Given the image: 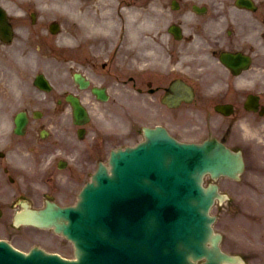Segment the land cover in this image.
<instances>
[{"label": "water", "instance_id": "water-1", "mask_svg": "<svg viewBox=\"0 0 264 264\" xmlns=\"http://www.w3.org/2000/svg\"><path fill=\"white\" fill-rule=\"evenodd\" d=\"M139 169L158 175L157 165L150 159L130 161L129 172ZM155 184L157 188L142 183L117 187L120 203L124 201L122 209L115 205L108 191L101 189L90 194L91 204L83 209L74 224L59 225L78 241V261L39 251L25 256L0 242V264H193L190 257L198 258L203 254L209 259L206 264L229 260L218 253L216 244L210 251L205 246L211 232L207 209L201 204L198 208L193 197L189 198L183 191L166 188L164 179L159 176ZM139 197L146 198L145 218L149 229L144 234L135 225L141 219ZM80 209H69L62 215L69 218L72 211ZM199 210L207 221L206 237L202 241L197 230ZM35 220L50 222L41 217H35Z\"/></svg>", "mask_w": 264, "mask_h": 264}, {"label": "flooded vegetation", "instance_id": "flooded-vegetation-1", "mask_svg": "<svg viewBox=\"0 0 264 264\" xmlns=\"http://www.w3.org/2000/svg\"><path fill=\"white\" fill-rule=\"evenodd\" d=\"M73 1L76 3L75 5H77V11L74 10L75 19L72 20L69 16H63V23L68 26L70 34L73 37L74 42L71 45L74 49L73 62L75 64V71L79 72L90 82L96 83L95 80L103 77H110L113 74L112 68L115 67V60L122 65L125 64L127 59L125 43H119L117 47L115 46L116 48L113 52H109L106 33L110 31L108 28V24L113 23L115 17L114 15L113 17H109L108 15L106 16L104 14V11L101 10V8H105V6L99 3V0ZM32 12L33 10L28 9L26 6L25 11H19L17 12L19 14H13L11 17L12 23L17 31L29 34L25 38H22L19 42V44L23 47H31L38 43L31 40H35L36 38H43L41 32L44 29H48L50 26L51 20L49 19L50 15L48 13L41 14L39 18L42 19L32 21ZM260 13L264 15V9H262ZM36 26L39 28V30L37 31V33L31 34V32H33V27ZM262 30H264V27L262 28ZM257 33H260V30ZM164 39L165 37L160 35L158 40L164 41ZM164 43L165 42L162 41H158V43L156 42V50H151L149 52L153 53L152 55L154 58L159 57L163 62L168 63L170 66L172 64H176L175 60L179 57V55L175 56L174 53L170 54L169 51L165 52L164 50H162ZM190 50H192L191 46ZM147 51V49H141V47H137L136 43L132 47L130 52L132 55L140 54L142 58H145ZM106 55H108L109 57L105 58ZM202 62L205 65L204 68H202L200 64L194 62L190 70L196 73L207 71L209 75L214 77H219L225 73L224 66L217 60L204 59L202 60ZM158 69L155 73H146L141 78L143 82H145L147 79L154 80L156 86L163 83L164 81L163 84L167 87L170 79L175 76L163 75L161 77L162 73H160ZM260 81L262 82V86L264 87V76ZM157 92L162 93L161 90H158ZM258 96L260 104H264V92L260 93V95ZM237 97L238 100L242 101V93H238ZM244 101L245 100H243L242 102L244 103ZM55 114L57 113L55 112ZM55 114L53 113L52 115L48 116V118L54 119L56 117L54 116ZM42 115L45 116V113H43ZM50 124H52V122H50ZM45 127H48L47 122H36L34 131L30 133L29 138H27L24 143H21V147H24L26 149L32 148L33 150L37 151L35 160L40 167H43L46 164L51 152L60 149L70 157L74 158L75 163H68L65 169L67 171V175L70 178V182L72 183L76 181L79 178V174L81 172L79 159V141L77 143L74 142L73 146H69L67 143L68 138H70L72 142L70 132H68L67 129H62L59 133L65 135L66 138H63L61 140H52L51 142L47 143L45 141L42 142V140L39 138V134L40 131ZM37 129H39V131H37ZM50 135L51 134L49 133V136ZM35 141H39V145L37 147H33ZM13 168L11 176L14 177L16 170ZM58 169L59 167L54 166L46 172L48 181L54 189H59L61 186L54 178V176L57 174ZM24 178L26 183L30 185L31 178L26 175L24 176ZM6 179L8 180V184L13 185L8 176H6L5 180ZM13 179L15 181V178ZM81 181L82 180H80L79 182ZM32 193L33 190H30V194Z\"/></svg>", "mask_w": 264, "mask_h": 264}, {"label": "rangeland", "instance_id": "rangeland-1", "mask_svg": "<svg viewBox=\"0 0 264 264\" xmlns=\"http://www.w3.org/2000/svg\"><path fill=\"white\" fill-rule=\"evenodd\" d=\"M14 51L18 55L19 62H23L21 51L17 49ZM29 53L31 54L30 58L38 57L32 51ZM44 58L41 63L50 65L57 63L51 59L52 56ZM7 67L2 61V75L4 73L5 81H3L4 88L2 85L0 93V105L3 107L11 105L14 92L13 83L9 79V71H5ZM247 178L248 175L239 183L222 180L221 186L224 191L230 194L231 201L225 204L219 203L214 207L213 212L218 217L216 229L224 234L222 246L226 251L244 255L248 264H264V176L253 177V187L246 184ZM245 219L253 222L259 219L263 223L261 225L250 224ZM2 228L3 226L0 224V237H7L18 247L24 249H28L36 243L48 242L53 236L49 232L35 231V229L27 227L16 228L8 225L7 228L4 227V231ZM64 246L60 247L58 243L54 245V247L60 248L64 254L72 255V247Z\"/></svg>", "mask_w": 264, "mask_h": 264}]
</instances>
